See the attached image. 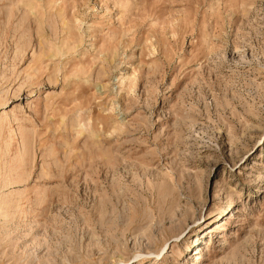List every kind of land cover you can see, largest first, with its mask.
Segmentation results:
<instances>
[{"label": "rangeland", "instance_id": "rangeland-1", "mask_svg": "<svg viewBox=\"0 0 264 264\" xmlns=\"http://www.w3.org/2000/svg\"><path fill=\"white\" fill-rule=\"evenodd\" d=\"M0 264H264V0H0Z\"/></svg>", "mask_w": 264, "mask_h": 264}, {"label": "bare ground", "instance_id": "bare-ground-1", "mask_svg": "<svg viewBox=\"0 0 264 264\" xmlns=\"http://www.w3.org/2000/svg\"><path fill=\"white\" fill-rule=\"evenodd\" d=\"M231 205H235V202H231ZM193 251H194V249H193ZM195 257H196V259H199V258L197 257V255H196ZM195 257H193L192 260L195 259Z\"/></svg>", "mask_w": 264, "mask_h": 264}]
</instances>
